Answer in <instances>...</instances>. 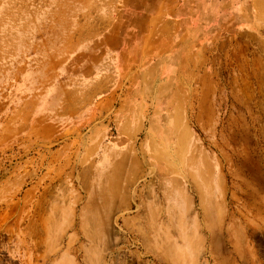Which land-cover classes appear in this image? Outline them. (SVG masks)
I'll use <instances>...</instances> for the list:
<instances>
[{"label": "rangeland", "instance_id": "obj_1", "mask_svg": "<svg viewBox=\"0 0 264 264\" xmlns=\"http://www.w3.org/2000/svg\"><path fill=\"white\" fill-rule=\"evenodd\" d=\"M0 264H264V0H0Z\"/></svg>", "mask_w": 264, "mask_h": 264}, {"label": "crops", "instance_id": "obj_2", "mask_svg": "<svg viewBox=\"0 0 264 264\" xmlns=\"http://www.w3.org/2000/svg\"><path fill=\"white\" fill-rule=\"evenodd\" d=\"M112 75L109 74L108 76H101V77H98V78H92V85H93V88L91 89V91H97L98 88H100L99 92L96 94L98 95L99 93H103V92H110L112 91L113 89L111 88L112 87V78L113 76H110ZM95 77V76H93ZM112 89V90H111ZM123 118H121L122 120ZM125 119V118H124Z\"/></svg>", "mask_w": 264, "mask_h": 264}]
</instances>
